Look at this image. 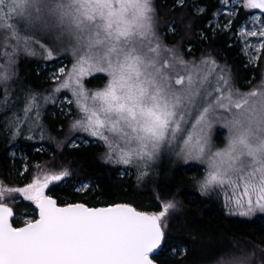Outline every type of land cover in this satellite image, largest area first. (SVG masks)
I'll list each match as a JSON object with an SVG mask.
<instances>
[{"label":"snow or ice","instance_id":"snow-or-ice-1","mask_svg":"<svg viewBox=\"0 0 264 264\" xmlns=\"http://www.w3.org/2000/svg\"><path fill=\"white\" fill-rule=\"evenodd\" d=\"M4 7L0 0V11ZM6 7L0 29H11L18 43L28 45L41 34L71 49L75 62L67 73L59 69L65 78L55 91H72L83 113L73 127L104 140L117 162L151 161L187 132L176 154L207 163L201 189L230 190L227 206H234V214L264 212V80L249 92L236 89L225 75L212 86V71L162 44L152 0H10ZM245 7L264 10V0H245ZM13 15L32 36H21L8 23ZM45 50L51 59L52 50ZM96 73L107 82L89 93L83 78ZM30 110L31 104L25 112ZM218 110L228 116L218 117ZM218 119L229 129L227 144L206 151L208 129ZM67 175L66 170L38 175L24 188L0 185V201L5 192H19L39 209L38 219L14 227L13 209L0 202V264H153L150 254L165 240L160 221L178 210L177 202L164 203L158 214L126 204L60 207L44 189ZM218 264L244 262L224 258Z\"/></svg>","mask_w":264,"mask_h":264},{"label":"rangeland","instance_id":"rangeland-1","mask_svg":"<svg viewBox=\"0 0 264 264\" xmlns=\"http://www.w3.org/2000/svg\"><path fill=\"white\" fill-rule=\"evenodd\" d=\"M183 0H176L177 3ZM216 7L212 10L210 18L207 20L206 26L213 32L225 31L230 27L232 19L236 16L239 7L247 9V16L237 26L235 44L239 54L245 62V66L256 67L259 66V75L254 79L256 75L252 74L250 78L246 79L244 83L246 87H241L235 84L231 70L222 62H218L217 59L207 51L205 55L200 56L198 59L195 58H184L177 50L178 55L190 64L201 65L205 71H212L213 75L210 77L212 80V86H215L216 77L225 75L229 78L230 83L241 92H249L250 90L257 88L264 80V36L259 35V32L264 30V10L247 8L245 7V0H216ZM10 3V0H5V7L3 11H0V16L4 15V12L8 11L6 5ZM192 8L196 12H203L204 6L198 3L197 0H193ZM16 26L21 36H32L31 31H26L24 23L13 15L12 19L8 21ZM169 32L174 30L171 25L168 27ZM256 32L257 35H251L250 33ZM160 38V37H159ZM162 42V40L160 39ZM163 45H166L162 42ZM43 45V46H42ZM169 48H174L166 45ZM189 49L190 47L187 46ZM46 48L52 50V58H47ZM21 56H27L35 59L36 62V73L39 75L40 82H44V87L38 90H32L29 87H25L18 81L17 85H14L15 79L19 78V71L16 69V64ZM202 61H209L207 65H202ZM215 63L212 64L211 62ZM75 57L72 54L70 48L65 45L61 47L59 44H54L49 38L35 34L33 39L28 45H25L24 40L21 39L19 43L12 38L11 29H0V90L1 97L5 93L7 86L9 92L7 99L10 107V116L6 121L9 123L7 129L14 138H18L21 135L26 134L23 138L28 141L32 137L48 139L51 138L49 134L43 129L46 128L42 121L44 110L48 107L49 116L56 119V128L60 129L61 119H65V133L63 137H60L56 141H53L57 147L64 146H78L80 144L95 145L103 144L105 147L106 160H113L117 162V154L111 153L107 143L98 137L91 136L88 132L83 131L80 128L73 127L77 120L82 119L83 113H81L79 107L76 104V97L73 96L70 89H61L55 91L60 82L65 78L60 74L59 69L64 68L65 73L71 70ZM90 77V85L85 83V79ZM107 82V77L103 73H96L93 76H86L83 78L85 89L91 93L92 91L102 89ZM179 87V86H177ZM214 95H217L214 93ZM34 98V99H33ZM31 104V110L27 113L25 108ZM217 116H228V113L223 110L217 111ZM188 130H191V126H186ZM108 135V133H105ZM187 136V132L183 133L181 137H178V142L170 147L167 144L163 145L158 154L151 161H140L134 160L131 164L119 163L122 166L118 170V174L122 175H134L136 180H140L143 177H158L162 169L170 168L178 163L185 166L186 169H192L191 174L195 177L194 186L197 192L207 198H211L219 203L223 208L227 216L239 217L252 219L256 218L260 221L264 220V212L255 211L248 216H241L236 213L234 206L228 205V196L231 195L230 190L221 189L214 187L208 191H203L200 187L199 181H201L208 172V165L206 162L202 163L195 159H186L183 155L178 156L176 153L180 151L182 146L183 138ZM229 136V129L224 126L223 119L213 120L211 128L208 129V145L206 151L210 150L215 152L225 148L227 139ZM92 138V139H90ZM32 152H40L48 157L28 159L25 156L21 148L17 147L16 144L10 146L8 150V158L12 162L18 159L20 168L16 173V177L13 179L14 182H7L0 178V185L4 188H24L32 182V180L40 175L41 177L45 173H59L62 170L68 171L69 175L65 176L60 181L53 182L54 184H64L67 180L73 184L72 191L76 193L75 198L88 199L93 203L100 202L101 198L96 194V186L92 181L88 179H75L72 178V171L69 164L59 163L54 157L50 158V150L46 144L36 143L32 147ZM111 154V159L109 155ZM135 169V170H134ZM49 187V186H48ZM47 194L52 193L49 188L46 189ZM157 196V195H156ZM19 201L31 202L25 200L23 195L19 192L4 193V199L0 202L6 204H15ZM70 202L69 199L64 200ZM173 201L161 200L157 196V203L159 204V210H163V204ZM175 201V199H174ZM177 202V201H175ZM13 206V205H12ZM231 208V210H230ZM157 212V211H154ZM15 219L18 220V224L25 223L26 220L34 219L36 217V209L34 206L25 207L20 212L15 214ZM165 223V221H163ZM225 248H220L216 253L205 255L207 253L204 249H200L199 253H194L188 264H218V262L224 258L235 259L237 261H243L244 264H262L261 257L255 252V248L252 245H248L247 242L238 243V240L229 239ZM206 250V249H205ZM185 252V249L180 247L178 252L176 248L171 247L168 253L174 256H181ZM222 253H224L222 255ZM221 254V255H219Z\"/></svg>","mask_w":264,"mask_h":264},{"label":"trees","instance_id":"trees-1","mask_svg":"<svg viewBox=\"0 0 264 264\" xmlns=\"http://www.w3.org/2000/svg\"><path fill=\"white\" fill-rule=\"evenodd\" d=\"M205 8L203 12H196L192 8L193 0H152L153 8L158 17V35L162 42L175 47L184 58L198 59L209 51L218 62H222L231 70L236 85L246 87L244 81L252 74L259 75V66H245V62L238 52L235 44L237 26L247 16L248 10L239 7L236 16L232 19L230 27L225 31L211 32L206 26L212 10L216 7V0H197ZM174 27L169 32V26ZM189 46L190 48L187 49ZM35 59L21 56L16 64L19 71L18 81L25 87L38 90L44 87L36 73ZM90 85V77L85 79ZM9 88L0 95V178L7 182H14L16 173L20 168L18 159L12 162L8 158L10 146L16 144L21 148L28 159L48 157L40 152H32L36 143L46 144L50 150V158L54 157L59 163L69 164L72 178L88 179L96 186V194L101 198L100 202L93 203L88 199L75 198L72 191L73 184L70 180L66 183L50 184L49 191L58 202L82 201L88 205L108 204L118 201L131 203L137 208L159 212L157 196L161 200L177 201L178 210L170 212L160 221L165 240L161 248L154 256L159 264H188L194 253H199L202 248L205 255L218 254L220 248H225L229 239L238 240V243H246L255 248V252L261 257L264 264V220L256 218L246 219L227 216L219 203L211 198L204 197L197 192L194 186L195 177L192 169H186L184 165L177 164L167 169H162L158 177H143L136 180L134 175L118 174L121 165L113 160H106L103 144L57 147L53 141L63 137L65 133V119H61V128H56V119L49 115L48 107L44 110L42 121L45 132L53 141L32 137L29 141L21 135L14 138L7 130L11 127L6 121L10 116L7 95ZM1 93V90H0ZM10 127V128H8ZM92 139V138H90ZM135 170V169H134ZM157 195V196H156ZM10 205V204H9ZM13 205V206H12ZM10 205L14 214L23 208L32 207L31 202L19 201ZM165 221V223L163 222ZM13 225H19L13 217ZM171 247L185 249L183 255L177 257L168 253ZM206 249V250H205ZM224 253H222L223 255ZM221 255V254H219Z\"/></svg>","mask_w":264,"mask_h":264},{"label":"water","instance_id":"water-1","mask_svg":"<svg viewBox=\"0 0 264 264\" xmlns=\"http://www.w3.org/2000/svg\"><path fill=\"white\" fill-rule=\"evenodd\" d=\"M53 183V182H52ZM52 183H50V184H52ZM49 184V185H50ZM48 185V186H49ZM48 188V187H47ZM47 188H45L44 189V194L46 195V196H49V197H51L52 199H54L55 201H56V203H57V206H60V207H63V206H66V205H69V204H84L85 206H87V207H90V208H103V207H108V206H113V205H123V204H126V205H129V206H131V207H133L134 209H136L137 211H139V212H143V213H146V214H158L159 212H154V211H149V210H145V209H140V208H137V207H135L134 205H132L131 203H128V202H125V201H118V202H113V203H108V204H100V205H88V204H86V203H84V202H82V201H70V202H58L57 200H56V198L55 197H53L52 195H49V194H47L46 193V189ZM2 203H4V202H2ZM6 204V203H5ZM8 205V204H7ZM10 208H12L10 205H8ZM33 206H34V208L36 209V212H37V215H36V218L35 219H38L39 218V209L36 207V205H35V203H33ZM13 217H14V211H13V216L10 218V222H12V219H13ZM34 219V220H35ZM14 226V225H13ZM22 226H24V224H22V225H20V226H14V227H22ZM159 250H157L155 253H153V254H150V258L152 259V261H153V264H159L155 259H154V255L158 252Z\"/></svg>","mask_w":264,"mask_h":264}]
</instances>
